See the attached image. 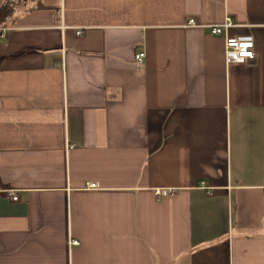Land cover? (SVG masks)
<instances>
[{
  "label": "crops",
  "instance_id": "obj_1",
  "mask_svg": "<svg viewBox=\"0 0 264 264\" xmlns=\"http://www.w3.org/2000/svg\"><path fill=\"white\" fill-rule=\"evenodd\" d=\"M8 1L0 264H264V0Z\"/></svg>",
  "mask_w": 264,
  "mask_h": 264
},
{
  "label": "built area",
  "instance_id": "obj_2",
  "mask_svg": "<svg viewBox=\"0 0 264 264\" xmlns=\"http://www.w3.org/2000/svg\"><path fill=\"white\" fill-rule=\"evenodd\" d=\"M189 25H197L196 21L191 18L187 22ZM234 26L232 19L226 16L221 23L208 25L211 35L221 36L224 40V60L225 63H244L255 57V41L252 34H229V29ZM79 34L80 31H77ZM144 59V52L140 51L135 54V60L142 63ZM172 190L170 188L155 189L154 194L157 199L170 195ZM7 197L11 200H16L17 195L13 191L6 192ZM77 240H71L70 244H77Z\"/></svg>",
  "mask_w": 264,
  "mask_h": 264
},
{
  "label": "trees",
  "instance_id": "obj_3",
  "mask_svg": "<svg viewBox=\"0 0 264 264\" xmlns=\"http://www.w3.org/2000/svg\"><path fill=\"white\" fill-rule=\"evenodd\" d=\"M13 10V4H11L8 0H4L3 4L0 5V25H2L9 18Z\"/></svg>",
  "mask_w": 264,
  "mask_h": 264
}]
</instances>
